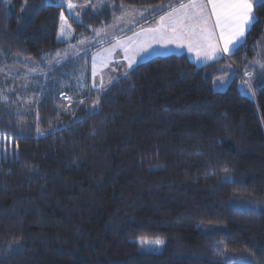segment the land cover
I'll list each match as a JSON object with an SVG mask.
<instances>
[{
  "label": "trees",
  "instance_id": "trees-1",
  "mask_svg": "<svg viewBox=\"0 0 264 264\" xmlns=\"http://www.w3.org/2000/svg\"><path fill=\"white\" fill-rule=\"evenodd\" d=\"M83 1L76 18L49 0H0V65L48 74L28 112L0 98L13 145L0 158V264H264V5L226 57L155 55L91 89L83 57L49 67L67 45L61 16L91 36L125 6L158 15L169 0ZM227 64L234 76L214 90ZM247 72L251 94L237 86ZM153 238L161 251L141 247Z\"/></svg>",
  "mask_w": 264,
  "mask_h": 264
},
{
  "label": "rangeland",
  "instance_id": "rangeland-1",
  "mask_svg": "<svg viewBox=\"0 0 264 264\" xmlns=\"http://www.w3.org/2000/svg\"><path fill=\"white\" fill-rule=\"evenodd\" d=\"M49 1L63 5L67 13L72 14L76 18H79L81 10L87 6V2L83 0ZM169 1L177 5L182 2H189V0H179V3L177 0ZM69 3L73 5L72 8L68 7ZM152 7H157V5L144 8L125 6L122 12L116 15L109 24L98 28L91 36H76L66 15L63 14L59 23L57 39L66 41L67 45L61 54L49 63V67L58 66L67 59L83 57V59L78 60L79 62L83 61L80 67L82 78H80V82L85 79L91 89H103L118 76L125 74L138 63L155 55L188 52V58L197 65L210 62L209 60H214L221 56L217 54L214 59H206L203 55H197V52L200 51L197 47L193 46L192 50H189L190 41L188 39L176 43H168L165 40H161L159 32L149 31L151 30L150 28L145 29V26L140 24V20H144L143 18L148 15ZM166 35H171V32H167ZM216 35L217 43L222 48L223 42L218 39V30ZM243 40L244 38L231 51L240 45ZM226 66L229 71L213 80L212 87L214 90L225 89L234 76L233 68L228 64ZM243 75H246L247 79H244ZM243 75V80H238L237 86L244 94H251L252 73L247 72ZM0 78L2 84L0 98L2 100L14 98L20 104L22 113L28 112V110L38 105L44 95V85L48 82L46 71L39 68L32 60H22L21 64H12L10 66L0 65ZM65 101L70 104L71 98L65 97ZM12 155L13 145L11 139L8 140L6 136H0V158L12 157ZM139 240L142 241L141 247L143 249L157 252L162 250L164 244L161 239Z\"/></svg>",
  "mask_w": 264,
  "mask_h": 264
},
{
  "label": "snow or ice",
  "instance_id": "snow-or-ice-1",
  "mask_svg": "<svg viewBox=\"0 0 264 264\" xmlns=\"http://www.w3.org/2000/svg\"><path fill=\"white\" fill-rule=\"evenodd\" d=\"M261 5L264 0H189L162 16L159 27L149 31L159 32L161 40L168 43L188 39L190 51L195 46L200 49L198 56L214 59L217 54L230 53L244 38L251 24L256 22L255 8ZM68 7L73 5L69 3ZM216 30L219 41L223 42L222 48L217 43ZM167 32L171 35H166Z\"/></svg>",
  "mask_w": 264,
  "mask_h": 264
},
{
  "label": "crops",
  "instance_id": "crops-1",
  "mask_svg": "<svg viewBox=\"0 0 264 264\" xmlns=\"http://www.w3.org/2000/svg\"><path fill=\"white\" fill-rule=\"evenodd\" d=\"M182 3H188V2H182ZM179 5L173 3L172 1H168L167 5L165 6V9L159 13L158 15H154V14H150L154 8L156 7H152L151 8V11L148 13V15L145 16L144 20H140L141 23L140 24H143L145 26V29L147 28H150V29H156L159 27V21H160V18L162 16H167L169 13H171L173 11V8H178ZM214 19V18H213ZM152 23V24H151ZM139 24V25H140ZM149 26V27H147ZM216 33H217V30H216ZM187 40V39H186ZM185 41V40H184ZM185 51V50H184ZM184 54H188V52H182ZM170 54V53H169ZM229 53H221L220 55L221 56H218L219 58H222V57H226ZM189 55V54H188ZM200 56V55H199ZM218 59V58H216ZM214 59V60H216ZM214 60H209L210 62L214 61ZM193 61V60H192ZM194 62V61H193ZM210 62H207V63H210ZM195 63V62H194ZM207 63H204V64H207ZM204 64H201V65H204Z\"/></svg>",
  "mask_w": 264,
  "mask_h": 264
}]
</instances>
